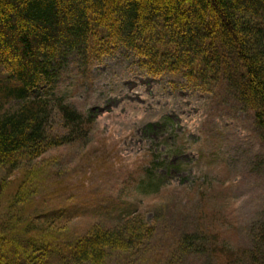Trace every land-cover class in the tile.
Segmentation results:
<instances>
[{
	"label": "rangeland",
	"instance_id": "obj_1",
	"mask_svg": "<svg viewBox=\"0 0 264 264\" xmlns=\"http://www.w3.org/2000/svg\"><path fill=\"white\" fill-rule=\"evenodd\" d=\"M83 1L70 14L86 8ZM142 5L138 13L147 16ZM139 61L119 47L88 60L71 52L62 74L43 80L42 92L63 97L82 123L68 135L52 101V144L39 157L0 166L1 239L34 235L63 247L95 226L139 216L144 233L108 250L103 264H210L207 246L178 250L184 232L202 231L215 247L251 244L264 221V130L222 85L207 87L182 69L151 76ZM10 252L4 247L15 264Z\"/></svg>",
	"mask_w": 264,
	"mask_h": 264
},
{
	"label": "trees",
	"instance_id": "obj_2",
	"mask_svg": "<svg viewBox=\"0 0 264 264\" xmlns=\"http://www.w3.org/2000/svg\"><path fill=\"white\" fill-rule=\"evenodd\" d=\"M106 1L84 0L86 8L70 14L75 0H0V166L14 167L21 156L39 157L52 144L47 131L51 101L24 94L48 78L49 55L61 45L87 52L109 39L110 46L134 52L152 75L182 69L183 76L202 85H222L219 90L252 113L264 130V0H123L102 7ZM141 3L150 14L145 19L137 14ZM115 11L126 16L123 27L113 24ZM97 19V30L87 32ZM56 39L59 45H53ZM55 103L59 124L69 135L82 115L59 99ZM141 221L138 216L114 228L95 226L63 247L37 242L34 235L13 243L2 234L0 264L9 261L4 247L12 251L15 264H51L53 259L103 264L108 250L128 248L144 233ZM259 228L248 247L236 250L215 247L203 240L207 236L202 231L182 233L177 248L188 255L207 246L210 264H264V221Z\"/></svg>",
	"mask_w": 264,
	"mask_h": 264
},
{
	"label": "bare ground",
	"instance_id": "obj_3",
	"mask_svg": "<svg viewBox=\"0 0 264 264\" xmlns=\"http://www.w3.org/2000/svg\"><path fill=\"white\" fill-rule=\"evenodd\" d=\"M118 1H120V0H107L106 2V4H105V7L106 8H108V7H112V6H114V4H116V2H118ZM116 13H112V22H113V24L114 25H117V21L116 20H119V17H120V15L119 14H117V11H115ZM148 12V15L147 16H144V15H142V14H140V13H137L138 14V16L139 17H141V18H146V17H148L150 14H149V11H147ZM99 20L100 19H97V20H95L94 22H92V23H90L88 26H87V32H89V33H91V34H93L96 30H97V28H98V22H99ZM154 24H155V22H153ZM151 25H152V23H148L146 26H147V28H149V29H151ZM83 41H86V42H89L90 40L89 39H83ZM106 42L107 43H110V41H109V39H107L106 40ZM61 42L59 41V39H56L54 42H53V45H59ZM50 56V59H49V65H47V68L49 67V69L50 70H52V72L54 73V74H56V76H60V74H62V70L64 69V67L66 66V64H67V57L69 56V55H67L66 57H64L63 59H60L58 56H57V54L54 52V53H52V54H50L49 55ZM41 63H44V62H41ZM45 64V63H44Z\"/></svg>",
	"mask_w": 264,
	"mask_h": 264
}]
</instances>
